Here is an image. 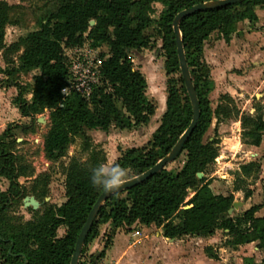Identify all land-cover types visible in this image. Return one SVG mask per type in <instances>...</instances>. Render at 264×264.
<instances>
[{
	"label": "trees",
	"instance_id": "obj_1",
	"mask_svg": "<svg viewBox=\"0 0 264 264\" xmlns=\"http://www.w3.org/2000/svg\"><path fill=\"white\" fill-rule=\"evenodd\" d=\"M216 1L221 0H57L54 9L40 22L38 31L24 39L26 47L20 58L21 68L38 70L39 76L34 79L31 104L23 102L20 96L15 103L25 118L49 111L44 156L50 161L63 158L76 137L83 139V150L88 152L87 135L90 132L107 134L111 128L130 131L149 125L156 109L146 97V81L134 70L130 54L149 48L150 38L144 32L151 24L152 5L160 4L163 11L156 26L167 78L165 111L152 136L150 149L128 150L115 164L127 169L129 181L166 157L192 119L179 71L172 23L180 12ZM256 8L264 11V0H243L236 5L200 11L179 23L199 110L197 124L180 153L185 154V163L179 172L169 171L166 166L141 184L108 197L84 241L78 264L84 248L98 237L99 228L106 225L109 234L102 251L91 256L92 261L104 259L117 230H129L134 225L160 227L163 237L170 240L182 237L205 239L217 230L225 231L230 237L226 242L229 248L255 244L256 249L264 253V217H254L264 208V190L260 206L251 207L238 221L229 218L220 221L227 216L234 198L211 192L204 172L213 163L215 151L210 144L202 143L212 117L208 96L213 90L210 69L204 59V44L214 33L228 43L237 33V25L245 21L253 28L258 23ZM10 9L0 2V48ZM85 44L93 50L103 46L108 48L107 55L98 57L97 83L90 86L87 98L76 90L63 96L61 91L69 87L71 80L63 51ZM176 75L180 76L179 80L174 78ZM219 111L217 109L215 116H219ZM235 117L239 118L241 126V143L259 147L264 136L261 108L256 106L252 116H238L236 112ZM9 134L6 130L0 139V178L8 182L7 191L0 192V213L20 196L15 158L6 147ZM100 164H105L101 152L91 151L84 165L71 158L65 169L66 201L42 214L35 222L25 224L23 230H17L10 237L0 234V259L6 264H69L78 234L104 191L93 187L90 181L91 170ZM239 171L240 176L248 178L259 173V166L250 163L242 165ZM197 174H202V178L198 179ZM189 192L192 197L185 202ZM250 195L247 193L244 199ZM242 225L246 229H241ZM60 227H65L66 233L57 239L55 234ZM32 242L34 248L29 247ZM243 264H264V259L259 263L245 259Z\"/></svg>",
	"mask_w": 264,
	"mask_h": 264
},
{
	"label": "rangeland",
	"instance_id": "obj_2",
	"mask_svg": "<svg viewBox=\"0 0 264 264\" xmlns=\"http://www.w3.org/2000/svg\"><path fill=\"white\" fill-rule=\"evenodd\" d=\"M0 2L11 8L7 12L3 44L0 48V139L3 133L9 130L10 137L6 139L8 142L6 147L15 158L16 183L20 189V196L7 204L0 213V234L10 237L18 232L17 230H23L25 224L35 222L42 214L61 206L66 201L65 169L71 158L84 165L87 164L91 151L101 152L105 157V165L110 166L128 150L150 149L152 136L165 111L167 78L163 70L162 43L156 26L163 7L160 4H153L150 13L151 24L144 32V35L150 38V46L146 50L130 54L134 70L146 81V97L156 109L149 125L130 131L111 128L107 134L90 132L87 135L90 148L88 152L83 150V139L76 137L63 158L50 161L43 152L44 138L49 130V111L43 110L25 118L21 116L15 103L20 96L23 102L31 104L34 79L39 76L38 70L25 71L21 68L20 58L26 47L24 39L28 34L38 31L40 22L54 9L57 0H0ZM254 11L258 23L253 29L264 34V11L258 8ZM243 28L239 26L240 31ZM233 38L235 40L237 36ZM252 40L247 44L237 43L232 46L223 42L218 33H214L204 44L203 49L204 59L213 81V90L208 96L212 117L202 143L210 144L215 151V159L206 168L204 177L214 193L232 195L233 203L238 204L236 210L231 214L227 213L220 221L226 218L240 220L246 210L261 203L264 190V170L248 178H243L239 174L240 167L248 164L252 157L251 151L241 143V126L235 114L237 112L238 116L254 115L251 109L259 106L257 101L263 100L259 95H264V86H260L257 80H251L253 78L250 75L254 70L251 66V62H255L254 56L264 48L259 47L261 44L259 38L255 37V40ZM246 45H254L255 51L251 48L247 51L249 47ZM63 52L73 77V85L82 88L91 81V74L96 72L99 66L98 57L102 54L107 55L108 48L103 46L93 50L85 44L77 48L64 49ZM263 70L255 75L258 77L264 75ZM174 78L179 80L180 76L176 75ZM252 83L255 86H252ZM217 109L220 110L218 117L215 116ZM261 159L259 155L256 160ZM184 163L183 153L167 165V170L179 172ZM7 189L8 182L0 178V192H6ZM247 193L251 195L245 200L244 196ZM191 197L192 194L189 192L185 202ZM25 198H33L39 204L38 207L35 210L31 207L25 208L23 206ZM258 216H264V211L258 213ZM104 227L99 228L98 237ZM241 229H246V226L242 225ZM65 233L66 228L60 227L56 231V238H62ZM102 234L100 243L94 242L97 237L84 248L79 264H115L116 261L111 257L109 261H105V258L98 262L91 259V256L102 251L109 231ZM155 234V231L146 234L148 236L146 241L140 234H135L138 238L141 237L143 242L133 247L132 252L136 253V257L135 260H131L132 264H243L248 258L254 263L264 259V254L257 252L254 246L229 248L226 242L230 237L227 232L220 230L215 231L209 238L197 240L187 237L173 245L158 242ZM29 247L34 248V242L30 243ZM0 264L6 262L0 259Z\"/></svg>",
	"mask_w": 264,
	"mask_h": 264
},
{
	"label": "water",
	"instance_id": "obj_3",
	"mask_svg": "<svg viewBox=\"0 0 264 264\" xmlns=\"http://www.w3.org/2000/svg\"><path fill=\"white\" fill-rule=\"evenodd\" d=\"M243 0H221V1H216V2H211V3H206V4H200L197 6H194L192 8H189L187 10H184L180 12L179 14L176 15V17L173 20L172 23V28H173V33L175 35V44H176V54L178 58V65H179V71L180 75L184 84V88L186 90V94L188 96L191 110H192V119L190 122L189 127L186 129L184 134L180 137L179 141L176 143L174 148L171 150V152L164 157L161 161H159L153 168L148 170L147 172L143 173L142 175L135 177L125 183V185L121 186L118 190L111 192V193H106L103 191L101 195L97 198L96 202L92 206L85 223L83 224L78 237L75 242L73 254L71 256L69 264H78L81 250L84 244V241L90 231V228L94 222V219L101 208V206L104 204L106 199L116 193H120L126 190H129L133 188L136 185L141 184L142 182L146 181L153 175L159 173L165 167L172 162L176 160V158L180 155V153L183 150L184 145L186 144L189 136L191 135L193 129L195 128L197 124V120L199 117V110H198V102L195 94V90L193 88V84L191 81V77L189 74V70L187 67V63L185 60L184 56V50L183 46L181 43V37L179 33V23L185 19L186 17L200 12V11H206V10H213V9H218V8H223L226 6H231V5H236L242 2ZM202 174H197V178L201 179ZM38 203L33 199V198H25L23 201V206L26 207H31L33 210H35L38 207ZM238 204L233 203L231 209L228 211V214H231L234 210L237 209Z\"/></svg>",
	"mask_w": 264,
	"mask_h": 264
},
{
	"label": "crops",
	"instance_id": "obj_4",
	"mask_svg": "<svg viewBox=\"0 0 264 264\" xmlns=\"http://www.w3.org/2000/svg\"><path fill=\"white\" fill-rule=\"evenodd\" d=\"M239 26L244 27L242 31H240ZM236 36H237V39L239 41H235L237 39L234 40L233 37H236ZM255 37H256V39L259 38V41L261 43L259 47L264 48V34L259 32V31H255V29H253L250 26V24L245 21V22L237 25V33L234 36H232L231 40L228 43L231 44L232 46H234V44L237 45V43H240V45H242L244 43L247 44V42L251 41L252 39L255 40ZM246 46L249 47V49H247V51H249L250 48L253 50L256 49V48H254V45H251V46L246 45ZM258 50H259V48H258ZM244 52H246V51H244ZM259 52H260L259 54L256 53V55L254 56L255 62L254 61L251 62V66L253 67L254 70L250 74L252 77L249 76L248 78L250 79V77H251V78H253L251 80H257V82L259 83L260 86H264V75H262L260 77L255 75L256 73H259L261 70L264 69V49L259 50ZM256 59H257V61H256ZM263 72H264V70H263ZM257 77H258V79H257ZM252 86H255V85L252 83ZM259 96H261V99H263V100L257 101V103L262 110L263 121H264V95L262 94ZM255 97H257V95H255ZM251 110H252V113L254 114V109H251ZM244 147L248 148V150L251 151L250 156L252 157V160L250 162H248V164L256 163L259 166V172L261 170H264V136L261 139V143H260L259 147L255 148V147H249V146H245V145H244ZM259 155H261L262 159L256 160L259 157ZM209 188L211 190V185L209 186ZM211 192L214 195H220L219 193H214L212 190H211ZM221 196H224V195H221ZM261 203H258L255 206H260ZM251 207H253V206H251ZM261 211H264V208L259 209L255 213L254 217L255 218H263L264 216H258V213H260ZM105 231H109V227L107 225L104 227V230L102 233H104ZM152 231H155V233H156L155 236L157 238V241L162 242L163 244L171 243L170 245H173L175 243L180 242L179 241L180 239H178V240L177 239H171L170 240V239L164 238L163 234H162V230L160 227L150 226L148 228H139L136 225H134L129 230L119 229L116 231L115 235L112 238L111 246L109 247V249L105 253V257H104L105 261L111 257L113 260L116 261L115 264H130V263L132 264L131 260H135V257H136V253L133 254V252H132L133 247H135L139 242H143V239H141V237L138 238L137 236H135V233L140 234L142 236V238H144L146 241V240H148V236H146V234L151 233ZM102 233L100 234V237L103 235ZM100 237H98L96 240H94V242L100 243L101 242ZM182 238H187V237H182ZM195 239L200 240L201 238H195ZM251 246L255 247V244H249V245H245L243 247H251ZM255 250L257 252H261L262 254H264L262 251H259L256 248H255ZM98 252H99V250H98Z\"/></svg>",
	"mask_w": 264,
	"mask_h": 264
},
{
	"label": "clouds",
	"instance_id": "obj_5",
	"mask_svg": "<svg viewBox=\"0 0 264 264\" xmlns=\"http://www.w3.org/2000/svg\"><path fill=\"white\" fill-rule=\"evenodd\" d=\"M129 179L127 169L119 164H100L91 170L90 181L93 187L100 188L106 193L118 190Z\"/></svg>",
	"mask_w": 264,
	"mask_h": 264
},
{
	"label": "built area",
	"instance_id": "obj_6",
	"mask_svg": "<svg viewBox=\"0 0 264 264\" xmlns=\"http://www.w3.org/2000/svg\"><path fill=\"white\" fill-rule=\"evenodd\" d=\"M70 74H71V72H70ZM97 79L98 78H97V69H96V72L91 74V81L88 82L87 85H84L82 88H79V86L73 85V83H72L73 77H72V74H71V80L69 82V87L63 89L61 91V94L63 96H66V95H68L70 90H76V91L82 93L87 98L89 96V94H90V86L95 84V83H97ZM135 234L137 235V233H135Z\"/></svg>",
	"mask_w": 264,
	"mask_h": 264
}]
</instances>
